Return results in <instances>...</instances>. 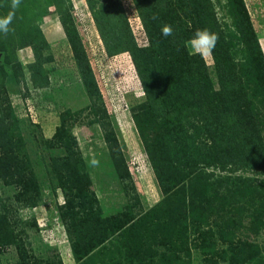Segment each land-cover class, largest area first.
I'll return each mask as SVG.
<instances>
[{
    "label": "rangeland",
    "instance_id": "obj_1",
    "mask_svg": "<svg viewBox=\"0 0 264 264\" xmlns=\"http://www.w3.org/2000/svg\"><path fill=\"white\" fill-rule=\"evenodd\" d=\"M10 12L0 156L20 174L0 162V264H264V0H0ZM205 28L212 55H190Z\"/></svg>",
    "mask_w": 264,
    "mask_h": 264
},
{
    "label": "clouds",
    "instance_id": "obj_2",
    "mask_svg": "<svg viewBox=\"0 0 264 264\" xmlns=\"http://www.w3.org/2000/svg\"><path fill=\"white\" fill-rule=\"evenodd\" d=\"M19 4H20V0H12L13 9L17 8ZM13 17H14V13L10 12L6 17L0 18V33L7 35L11 31L9 25L13 20ZM153 19L154 20L158 19V17L153 16ZM173 34H174V30L171 25L164 24L162 26L161 35L163 37L167 38L173 36ZM218 41H219V35L217 33H214L206 28L197 30L190 41V48H191L190 55H199L204 58L210 57ZM143 89L144 88L141 85L140 91H138L136 94L138 96L146 95ZM90 163L92 166H98L99 161L93 159Z\"/></svg>",
    "mask_w": 264,
    "mask_h": 264
},
{
    "label": "trees",
    "instance_id": "obj_3",
    "mask_svg": "<svg viewBox=\"0 0 264 264\" xmlns=\"http://www.w3.org/2000/svg\"><path fill=\"white\" fill-rule=\"evenodd\" d=\"M173 3H169L168 5H172ZM170 8H172L174 11H175V9H176V7L175 6H169ZM171 9V10H172ZM98 16V15H97ZM199 16H200V14H199ZM102 17L103 18H112L111 16H103L102 15ZM151 19V18H150ZM97 21L99 22V26L101 27V29H102V27H103V24L104 25H108V26H112L111 25V21L112 20H110L108 23H107V21H103L102 19H97ZM144 21L146 22V25H147V27H148V30L150 31L149 33L150 34H152V32H151V27L149 26L150 25V20H148V17L146 16L145 18H144ZM196 25V24H195ZM210 26V25H209ZM183 27L185 28V26H184V24H183ZM175 31L177 30V29H174ZM174 31V34H173V36L175 35V32ZM186 32V31H185ZM191 32V30L190 31H188V32H186V33H190ZM102 34H104V32L102 33ZM106 35V34H105ZM136 43V42H135ZM130 48V47H129ZM116 50V52L117 51H124L125 49H115ZM112 53H114V51L112 52ZM133 53L135 54V51H133ZM197 95H201L200 94V92H198L197 91ZM217 114H222L223 116H222V119H224V121H231V119H226L225 118V113L224 112H222V113H217ZM218 126V125H217ZM219 127V126H218ZM218 127H216V128H218ZM224 127V126H223ZM219 128H221V127H219ZM234 129H236L235 127H233ZM221 129H223V130H225L226 129V127L225 128H221ZM234 129H232V128H230V130H234ZM218 130V129H217ZM21 139V138H20ZM14 140H15V142H13L12 144H11V146H8V145H4L3 146V148H4V150H5V152L7 153V152H12L13 153V155H14V153H16V149L18 148V141H19V138H14ZM147 141V140H146ZM10 144V143H9ZM149 149V148H148ZM151 155H152V157H154V154L153 153H151ZM4 161H6V162H9V166L10 167H12V171H13V174H20V173H18L17 171H14V169H17L15 166H14V163H15V160L12 158V160H10V161H8L7 159H4V157L1 155L0 156V162H2V164L4 165V166H6V163L4 162ZM18 170V169H17ZM4 173V168L2 167V165H1V163H0V176H2V174ZM13 174H10V175H13ZM17 182H19V183H25L24 184V186H27V182L28 181H26V180H24V177H22V176H14L13 178H12V182H10V183H14V184H17V185H19Z\"/></svg>",
    "mask_w": 264,
    "mask_h": 264
}]
</instances>
